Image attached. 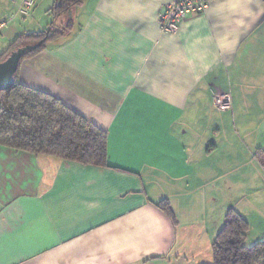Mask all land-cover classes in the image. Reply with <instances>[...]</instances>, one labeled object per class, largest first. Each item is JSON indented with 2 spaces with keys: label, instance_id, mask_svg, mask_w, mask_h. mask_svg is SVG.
<instances>
[{
  "label": "crops",
  "instance_id": "crops-1",
  "mask_svg": "<svg viewBox=\"0 0 264 264\" xmlns=\"http://www.w3.org/2000/svg\"><path fill=\"white\" fill-rule=\"evenodd\" d=\"M170 1L83 0L54 21L63 35L21 61L19 83L107 131L109 159L0 146V264H212L226 212L251 220L229 193L238 141L264 162V0H212L165 34ZM20 2L0 0V54L52 22L55 0L28 17Z\"/></svg>",
  "mask_w": 264,
  "mask_h": 264
},
{
  "label": "trees",
  "instance_id": "trees-1",
  "mask_svg": "<svg viewBox=\"0 0 264 264\" xmlns=\"http://www.w3.org/2000/svg\"><path fill=\"white\" fill-rule=\"evenodd\" d=\"M82 1L55 0L49 9L52 22L43 30L18 36L0 54V61L24 45L32 48L21 61L40 53L49 41L68 29L57 30L54 21L69 14ZM17 76L16 72L13 87L0 94V146L17 152L57 156L84 165H108L107 131L72 110L59 98L19 83ZM250 227L247 216L230 208L225 214L223 227L212 242V264H264V239L246 244Z\"/></svg>",
  "mask_w": 264,
  "mask_h": 264
},
{
  "label": "rangeland",
  "instance_id": "rangeland-1",
  "mask_svg": "<svg viewBox=\"0 0 264 264\" xmlns=\"http://www.w3.org/2000/svg\"><path fill=\"white\" fill-rule=\"evenodd\" d=\"M255 148L250 141H245L241 144L238 141L234 145L233 150L235 154L240 153L243 159L242 162L237 159L234 161V166L238 167V170L234 173L233 194L229 193L235 204L241 198L240 200H242L244 206L246 204L252 207L250 209L247 208V213L252 215L250 232L246 241L247 245H251L255 241L264 238V221L258 222L257 225L255 224L256 216L264 218V162L262 160L257 162L255 157L248 158L249 154H254ZM258 188L259 191L255 192L254 190H258ZM244 193H247V196ZM256 205L259 206L258 209L253 208ZM253 210L256 212H253Z\"/></svg>",
  "mask_w": 264,
  "mask_h": 264
},
{
  "label": "built area",
  "instance_id": "built-area-1",
  "mask_svg": "<svg viewBox=\"0 0 264 264\" xmlns=\"http://www.w3.org/2000/svg\"><path fill=\"white\" fill-rule=\"evenodd\" d=\"M212 0H172L165 4L160 16V29L165 34H175L179 31L180 24L190 15L203 14ZM36 0H21L16 15L27 17L30 15ZM5 21H0V33L6 26ZM213 102L220 111L231 110L233 99L228 92H217Z\"/></svg>",
  "mask_w": 264,
  "mask_h": 264
},
{
  "label": "water",
  "instance_id": "water-1",
  "mask_svg": "<svg viewBox=\"0 0 264 264\" xmlns=\"http://www.w3.org/2000/svg\"><path fill=\"white\" fill-rule=\"evenodd\" d=\"M31 48V45L17 47L3 61H0V94L13 87L20 61Z\"/></svg>",
  "mask_w": 264,
  "mask_h": 264
}]
</instances>
